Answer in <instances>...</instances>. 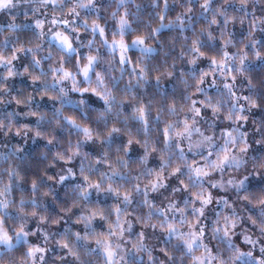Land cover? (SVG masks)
Masks as SVG:
<instances>
[{
    "label": "clouds",
    "instance_id": "obj_1",
    "mask_svg": "<svg viewBox=\"0 0 264 264\" xmlns=\"http://www.w3.org/2000/svg\"><path fill=\"white\" fill-rule=\"evenodd\" d=\"M0 264H264V0H0Z\"/></svg>",
    "mask_w": 264,
    "mask_h": 264
}]
</instances>
